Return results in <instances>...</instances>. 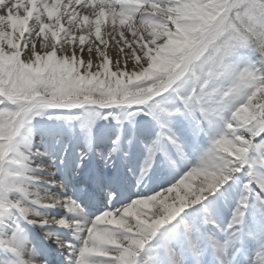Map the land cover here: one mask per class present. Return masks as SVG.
<instances>
[{"label":"snow or ice","instance_id":"obj_1","mask_svg":"<svg viewBox=\"0 0 264 264\" xmlns=\"http://www.w3.org/2000/svg\"><path fill=\"white\" fill-rule=\"evenodd\" d=\"M43 240L67 264H239L254 240L264 264V0H0V264H48Z\"/></svg>","mask_w":264,"mask_h":264},{"label":"bare ground","instance_id":"obj_2","mask_svg":"<svg viewBox=\"0 0 264 264\" xmlns=\"http://www.w3.org/2000/svg\"><path fill=\"white\" fill-rule=\"evenodd\" d=\"M106 122L105 121H99L98 122V124H99V126L100 125H103V124H105ZM36 137H34L33 138V142H34V144H35V146H37L36 145V143H37V141H34V139H39L38 138V136H39V134H36L35 135ZM204 142H205V145L207 144V138H205L204 140H203ZM38 142H40L39 140H38ZM193 159V163L195 162V159H196V157L195 156H193L192 157ZM47 163H51L52 164V162L51 161H47ZM58 175H62V172H61V170H56V172H55V176H58ZM80 178H83V177H80ZM42 183L44 182V184L45 185H47V186H49V187H55V186H51V185H49L46 181H41ZM242 184V180H240V183H239V185H241ZM149 186H151V182H150V184H149ZM61 209H63V208H52V209H48L47 210V212H48V214L49 215H51V216H57L61 211ZM229 212H230V210H229ZM251 214H253V220L251 221V222H253L252 224H250V226H256V227H259L260 226V224H261V222L259 221V220H257L256 218L258 217V216H256V213L255 212H253V213H251ZM66 215H68V212H66L65 213V216ZM51 228V229H48V228ZM57 226L56 225H52V226H45L44 227V229H41L40 228V226H35V227H33V226H31V225H29V229H30V232H32V234L35 232V230L36 231H38V232H40L41 234H42V237H43V232L44 231H46V230H54L55 228H56ZM57 233V232H56ZM31 236H33V235H31ZM46 243H48L49 245H51V250H57V247L59 246V245H57L56 243H55V241L54 240H44ZM245 243H247V247H244V249H243V252H244V255H245V258H246V260H247V264H248V257L250 256V255H254V253H255V250H256V243H255V241L254 240H247ZM212 258H211V256L209 257V260H211Z\"/></svg>","mask_w":264,"mask_h":264},{"label":"rangeland","instance_id":"obj_3","mask_svg":"<svg viewBox=\"0 0 264 264\" xmlns=\"http://www.w3.org/2000/svg\"><path fill=\"white\" fill-rule=\"evenodd\" d=\"M37 118H39V120L36 119L34 122H39V121L42 120V119H43V120H47V117H46V116H45V117H37Z\"/></svg>","mask_w":264,"mask_h":264}]
</instances>
